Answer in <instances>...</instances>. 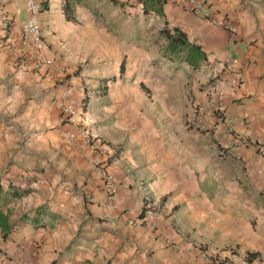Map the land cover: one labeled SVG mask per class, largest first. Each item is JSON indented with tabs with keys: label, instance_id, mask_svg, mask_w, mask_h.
<instances>
[{
	"label": "crops",
	"instance_id": "crops-1",
	"mask_svg": "<svg viewBox=\"0 0 264 264\" xmlns=\"http://www.w3.org/2000/svg\"><path fill=\"white\" fill-rule=\"evenodd\" d=\"M35 2L48 68L32 67L20 39L23 0H0V264H242L248 252L249 264H264V157L252 146L264 145V0H205L215 25L185 0L155 9L108 0L127 15L117 38L94 0ZM163 26L184 32L222 74L196 131L158 128L171 117L141 96V76L154 69L139 63L148 51L165 60ZM99 59L117 75L122 63V82L90 74L85 61ZM62 91L81 106L91 145L61 116ZM216 114L228 128L227 171L216 170ZM145 195L161 208L141 221Z\"/></svg>",
	"mask_w": 264,
	"mask_h": 264
},
{
	"label": "rangeland",
	"instance_id": "rangeland-1",
	"mask_svg": "<svg viewBox=\"0 0 264 264\" xmlns=\"http://www.w3.org/2000/svg\"><path fill=\"white\" fill-rule=\"evenodd\" d=\"M120 1L122 2L121 4L127 5L128 2L133 3L137 0ZM108 3V0H94L93 8H95L96 4L97 7L101 9V15H103V19L106 22V26L108 27L110 34L117 38V25L119 24L121 19L126 18L127 15L119 8L117 11V8L115 6H111ZM147 54V57H144L141 62L139 61V69L143 70L145 69V67H150L154 70H147L144 75L141 76L143 79V84L145 86L144 91L140 89L142 99L147 103H152L154 101L155 103H152V106L161 104L163 107H165V111L169 114L168 116L171 117L170 120H166L162 118L164 117V115L161 114V118L164 121H160V123H158V128L167 126L165 127L166 129L173 128L178 132L180 131V129L186 131L198 130L195 128V124L193 122L198 117L200 118V120L202 119L200 112L198 114L200 106L201 104H208V99H210L209 93L211 94L210 88L214 85L215 80L218 78L217 75L221 77L222 74H219L217 70H215L214 63L206 62L202 63L197 69L183 70V63L175 62L169 65L168 61L159 60L156 53L148 51ZM136 58L137 57H135L134 59ZM85 62L86 67H89L90 74H95L96 71H98L104 73L108 77H114L115 84L116 82H122L120 81V78H118L117 71L114 69H109L111 66L106 62L105 59L95 60L92 64L87 61ZM132 66H135L134 63L131 64L130 62L127 63L125 61V68L127 73H130ZM80 70L81 68L79 66L75 67L74 70H71V74L63 73L64 76L59 78L66 80L68 79V77H70V75L71 77H78L80 74ZM107 72L108 74H106ZM132 77L133 76H128V78L130 79H126V81L124 82L126 89L127 87L129 88L128 93H130L131 95V89L139 88L137 81L134 84L132 83ZM83 78H91V75ZM117 94L119 93L117 92ZM145 109L146 107H144L143 105L142 107L140 106L141 113L144 114ZM156 111L159 110L156 109ZM220 116V114H216V119L218 121V124L216 125H219L221 128L220 133H216V152L217 150L224 152V150L228 148L224 145L225 142L220 141V138L222 136L228 134V128L224 126ZM204 130L206 131L207 129ZM204 130H202V132H205ZM223 152L221 155H218L216 153V163L218 164H216V170L217 168H221L222 170L227 171L228 163L227 161H224L223 157H221L223 156ZM219 156L221 157V160L218 159Z\"/></svg>",
	"mask_w": 264,
	"mask_h": 264
},
{
	"label": "built area",
	"instance_id": "built-area-1",
	"mask_svg": "<svg viewBox=\"0 0 264 264\" xmlns=\"http://www.w3.org/2000/svg\"><path fill=\"white\" fill-rule=\"evenodd\" d=\"M167 1V0H158ZM186 5L190 7V11L193 12L198 18L215 25V22L210 19L206 10L205 0H185ZM23 9L25 12V19L20 22L19 36L23 42L28 44V49L31 54V65L35 69L48 68L52 62L44 55V48L40 34V24L38 20V6L35 0H23ZM59 109L61 116L67 124L77 127L78 135L82 138L85 144H90L97 141V137L93 136L82 117V108L78 104H74L68 99L67 91H62L59 100ZM241 124V123H239ZM64 136L70 141L74 140V134L72 132H65ZM241 142V138H239ZM252 146L255 151L262 157H264V145L259 140H253ZM110 196L115 195V186L111 176H105V183ZM161 200L159 198H153L149 195H145L142 199V215L140 220H153L160 212ZM242 264H248L245 260Z\"/></svg>",
	"mask_w": 264,
	"mask_h": 264
},
{
	"label": "trees",
	"instance_id": "trees-1",
	"mask_svg": "<svg viewBox=\"0 0 264 264\" xmlns=\"http://www.w3.org/2000/svg\"><path fill=\"white\" fill-rule=\"evenodd\" d=\"M145 8H158L162 1L158 0H140ZM158 36L164 39L165 44L160 51V58L165 59L171 63L180 62L185 63L191 69H197L205 61V55L200 50L199 46L188 42L186 35L178 28H168L163 26L158 31ZM123 72V64L119 65L118 76ZM114 77L109 78L108 81H113ZM106 81V80H104ZM142 89H145L143 84H140ZM255 253H246L244 260L249 264L251 259L255 257Z\"/></svg>",
	"mask_w": 264,
	"mask_h": 264
}]
</instances>
